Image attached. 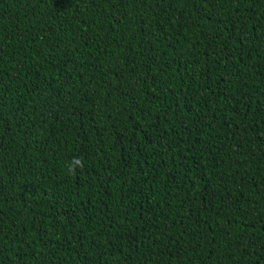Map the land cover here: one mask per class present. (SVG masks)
Wrapping results in <instances>:
<instances>
[{
  "label": "trees",
  "instance_id": "16d2710c",
  "mask_svg": "<svg viewBox=\"0 0 264 264\" xmlns=\"http://www.w3.org/2000/svg\"><path fill=\"white\" fill-rule=\"evenodd\" d=\"M0 264H264V0H0Z\"/></svg>",
  "mask_w": 264,
  "mask_h": 264
},
{
  "label": "clouds",
  "instance_id": "9594fccd",
  "mask_svg": "<svg viewBox=\"0 0 264 264\" xmlns=\"http://www.w3.org/2000/svg\"><path fill=\"white\" fill-rule=\"evenodd\" d=\"M74 163L79 165L80 161L79 160H75Z\"/></svg>",
  "mask_w": 264,
  "mask_h": 264
}]
</instances>
